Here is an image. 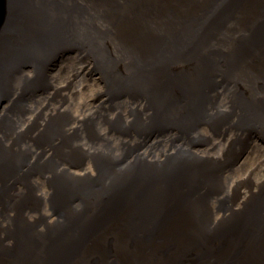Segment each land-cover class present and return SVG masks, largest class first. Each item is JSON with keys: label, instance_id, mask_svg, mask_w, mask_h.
<instances>
[{"label": "bare ground", "instance_id": "obj_1", "mask_svg": "<svg viewBox=\"0 0 264 264\" xmlns=\"http://www.w3.org/2000/svg\"><path fill=\"white\" fill-rule=\"evenodd\" d=\"M200 2H203L201 6L205 8L191 7ZM210 2L208 0H6L5 20L0 30L2 97L6 95L4 89L7 88L3 84L7 77L19 73L23 80L29 83L30 77L27 73L32 72L33 77L34 73L38 74L34 79L42 78L45 70L48 69L46 65L52 61L51 58L59 55L72 58L73 73L67 80L62 81L63 83L59 81L53 85L51 95L44 96L49 102H46L48 106L44 109L45 112L33 113L27 126L22 129L21 125L17 127L19 129L14 128V136L12 130L4 129L7 130L3 132L5 142L8 141L7 143L0 141V172L3 173L0 178V192L6 191L7 187L3 185L2 180L8 181L9 175L15 176V185L18 181L22 183L24 175L22 173L20 177L21 172L25 173L26 169L35 170L32 166L34 162L44 166L46 159H54L55 156L56 162L47 169L51 174L48 179H51L53 185L45 186L46 193L43 198L54 199L63 204L62 197L68 193L62 189L54 191L57 175L79 177L77 180L80 184H85L87 181L85 177L95 173L96 176L105 175L107 178L103 176L105 179L103 182L106 183H103V186L101 179L98 180L97 188L95 187L97 192L94 190L90 195L93 199L89 202L92 208L90 215L77 213L73 209L66 212L50 208L44 212L46 218H43L41 213L40 220L43 224H40L38 219L27 212L24 213L20 207H9L17 214L13 215L8 213L7 205L0 206L6 212L4 216L2 212L0 215V224L4 223L0 235L6 236L5 240L0 238L3 243L0 248L8 249L5 254L0 250V264H163L160 258L153 259L155 253L149 254L151 249L156 248L161 249L162 255L168 262L166 264H177L180 259H186V263H189L192 258H195L193 262L206 264H244L243 261L247 264L264 263V216L260 218L262 211L257 207L258 205L264 210L263 194L257 193L255 202L251 201L245 206L249 210L248 213L233 216L234 208H230L231 216L227 217L225 211L221 212L216 208L219 207L216 204L197 203L195 207L190 198L185 196V192L188 191L182 185L176 195L177 201H169L166 196L167 203L155 201L153 203L158 204H149L155 210L164 209L165 204V209L156 212L154 218H150L143 225L136 223L132 226L128 219L123 218L126 215L123 210L135 205L131 200L136 196L138 198L145 196V202L154 199L150 191L145 189L144 183L140 182L143 179L151 178L152 175L154 179L157 176L156 190L161 195L163 191L169 193L170 190L179 187L181 181L186 185L198 187L200 183L193 176V173L199 170L198 166L213 165L223 168L224 171L226 169L224 164H228L230 155L234 153L237 156L244 150V144L252 142L249 134L245 132L248 126L261 128L260 132L264 135V95L257 92L255 95H249L244 91V87L250 84L249 79L256 88L264 89V0H211ZM136 14L140 16L137 17ZM244 14L245 17H240ZM205 17L212 20L213 27L209 21L199 22ZM233 17L242 19L240 25L247 28L238 30L236 23L231 22L230 18ZM0 18H3L1 0ZM221 27L224 28L225 33L217 37L216 29ZM206 34L205 46L209 45L208 49L203 50L200 47V50H197L198 46L193 45L192 42L184 46L183 41L192 39L193 35ZM224 35L239 40L242 49L232 46ZM189 49L197 50L194 57L198 54L202 57L187 59ZM21 56L25 57L24 60L15 63L14 61ZM90 61L95 62L90 67L91 73L94 72L92 80L83 75L87 77L91 74L84 73L88 68L85 63ZM185 61L189 66L183 65ZM212 62L223 65L213 69L207 66ZM200 66L204 71H199L200 75L193 72L188 78L198 81L199 75L202 85L216 82L215 95L210 93V89L207 91L208 87L199 88L187 84L183 86L182 81L178 80L184 78V69L198 71ZM97 77L105 86L103 96L100 97L98 91L95 92V97L90 93L84 95L83 91H80L82 96V100L78 103L81 104L80 115L71 118L73 115L69 114L70 111H61L60 107L66 104L65 100L68 97L65 93L69 91L73 79L81 78L83 83L80 81L79 85L80 87L83 85L85 90L90 84L96 87ZM119 88L127 91L124 89L120 91ZM205 94L213 96L210 100V108L203 107L204 99L207 97ZM99 98L106 102V110H112L115 116L109 124L105 121L109 127L105 129L100 141L84 136L83 131L80 130L81 127H93L89 122L95 119L97 121L96 117L92 119L89 116L87 118L81 116L85 109H92V104L93 106L97 104ZM70 99L75 101L73 98ZM188 100L191 101L192 106ZM128 114L133 116L132 120H136L126 122L129 119ZM139 114L148 116L142 124H136L140 120ZM198 114L216 122H219L218 119L237 120V128L229 126L225 132L229 137L224 134L223 137L218 138V141L216 140L217 143L225 142L228 147L225 154L222 147L221 153L225 158L219 160L214 156L213 153L217 150L214 148L217 145L213 143L214 139L208 127L195 126L192 138L185 136L184 133L188 131L181 133V136L175 134L181 131L182 124L190 130L192 127L190 124L198 118ZM77 121H79L78 125L75 126ZM173 122L178 126L171 129L170 125ZM135 124L140 126L136 127ZM123 128L134 132L132 140L128 132L123 133ZM29 129L34 132L33 134L41 135L43 138L53 137L48 144L34 147L35 143H31L23 149L24 146L20 147L18 139L22 137L24 140L26 135L15 137V133L20 131L19 134H22L24 130ZM173 131L176 132L171 134ZM10 136H13L12 139H8ZM103 141L111 145H106ZM54 142L69 145L68 153L57 149ZM99 142L110 150L119 149L128 152L134 149V153L122 157L123 162L117 167L119 169L113 172L107 167L90 166L87 162L76 164L69 156L65 157L66 154H80L86 159L88 155L93 157L99 155L98 158L93 159L95 164L110 160L104 152L97 149L96 145ZM253 142L247 150L252 153L257 151L264 156V149ZM11 143L18 149L13 148ZM163 144L166 148L161 149V152L155 149ZM128 146L131 148L128 149ZM193 147L205 152V155L201 156L197 151L194 153ZM26 157L32 159L31 165ZM58 158L62 160L59 161ZM125 162L130 168L124 167ZM90 169L92 174L88 172ZM260 173L264 176V170ZM44 174L47 175V171L43 172ZM33 183L39 184L40 181L35 179ZM34 184H32L33 188H35ZM236 189L239 191V188H235L233 194L236 197L240 195L242 199L243 192L239 191L238 194ZM260 189L264 192V184ZM195 198L196 195L194 200ZM123 200L126 202L122 203ZM144 201L141 199L139 204L145 203ZM175 205L179 206L178 209ZM181 207H191L195 215L187 213V209L181 211L179 209ZM197 209L203 212L205 218L207 217V222ZM187 216L195 220L189 221ZM125 217L128 218L127 215ZM231 217L235 219L231 220L233 227H230L240 228L246 238L245 241L240 237L234 240L227 239L228 233L224 232L223 225L225 220ZM221 219L222 224L219 222ZM47 220L56 221V226L46 229ZM80 223L86 227V234L82 235L86 238L84 241L81 240V234L73 232L75 229L82 231ZM188 224L195 226L191 228L196 230L198 235L181 229ZM119 227H131L135 232L133 234L129 232L130 235L128 233L127 236L124 233L122 240L113 232L109 235L99 233L104 228ZM251 228L260 229V232L253 234ZM209 235L213 236L210 239L214 241L213 243L221 245L220 248L217 249L216 245L200 244L198 236H203L205 239ZM108 239L113 241V244L116 239V245H113L115 252L113 251L112 257L104 260L108 254L105 255L107 247H103ZM75 242L86 244L91 249L83 250V245L76 249ZM123 242L127 249L129 244L136 252L117 255ZM59 250H65L62 259ZM17 254L19 256H16ZM100 254L105 256L102 255L104 257L101 258ZM238 260L243 261L235 263Z\"/></svg>", "mask_w": 264, "mask_h": 264}, {"label": "rangeland", "instance_id": "obj_2", "mask_svg": "<svg viewBox=\"0 0 264 264\" xmlns=\"http://www.w3.org/2000/svg\"><path fill=\"white\" fill-rule=\"evenodd\" d=\"M210 1L211 0H208L209 3H211ZM202 3L203 2L196 3L195 5L192 3L193 5L191 7H194V8L199 7V8L203 9L205 7L201 6ZM244 11H246V10H244ZM138 15L140 16V14H136L137 17H138ZM245 16H246V14H244V16H240V17H245ZM230 19H231V22H233V24L236 23V25L238 26V27L236 26V28L238 30H240V28L241 29L247 28V26H241L240 25L243 22L242 19L235 18V17L230 18ZM205 21H209L211 23V24L210 23L209 24L212 25V27L214 26L212 20L208 17H205L204 19H200L199 22L202 23ZM229 26H231V24ZM216 31H218L217 37H220V34L223 35L225 33V30L223 27L216 29ZM206 36H207V34L205 36L193 35L192 39L190 38V39H186V41L185 40L183 41L184 46L187 43L192 42L193 45L198 46L197 50H200L199 49L200 47L203 50H206L209 47V45L205 46ZM224 37H226V39L230 40V44L232 46H236V48L242 49L241 42H239V40H237L236 38H233V37H228L227 35H224ZM197 50L194 51L192 49H189V54L187 53V56H188L187 59H193V58L200 59L202 57L201 54H198L197 57H194ZM24 58L25 57L21 56L19 59H17L14 62L17 64L21 63L24 60ZM51 60L52 61H50L46 65V66H48V69L45 70L42 78L34 79V78H36V76L38 74L34 73V77H33L32 72H28V71H26V73L28 72L27 74L30 77L29 83L24 81L22 75H20L19 73L12 74L9 77H7V79L3 85L9 91H7V89H4L6 91V95L4 97H2V93H0V141L5 142V136H4L3 132L7 131V130H4V129L12 130V134L14 136V130H15L14 128L19 129V128H17L19 125H21V129L24 128L25 126H27V124L29 123V120L32 119V115H34L33 113L45 112L44 109L48 106V104L46 103V102H48V98H44V96L51 95V90L53 89V85H55L59 81H61V83H63L62 81L67 80L68 76L72 75L73 65H71V64L73 63V60H72V58H70V56L59 55L57 57L51 58ZM190 62L193 64V62L191 60H190ZM93 63H95V62L90 61L89 63L88 62L85 63L88 68L84 71V73H88V72L91 73L90 67H92L91 65H93ZM224 63H228V62H224ZM183 65L189 66L187 61H185L183 63ZM221 65H223V63L212 62V63L207 64V66L212 67L213 69H215V67L218 68ZM198 69H199L198 71H192L191 69L186 71L184 69V72H183L184 78L181 77L178 80L182 81L183 86H184V84H187V86L194 85V86L199 87V88L200 87H208L207 91L210 89V93L212 92L215 95L216 82H212L209 85L200 84L201 77H199V75L201 74L203 68L201 69V66H200V68H198ZM199 71H201V72L198 73ZM193 72H196L199 74L198 75V81L189 79L190 78L189 75L192 74ZM92 74H94V72H92L91 74H88L87 77L85 76V74H83V75L85 78L92 80V78H93ZM186 78H187V80H186ZM202 78L204 79L203 76H202ZM80 79H75V80L73 79L74 82H72V85H71L69 91H67L65 93V94H68L69 98L67 97V100H65L66 104H64L62 107H60L61 111H64V112L70 111L69 114L73 115L71 118H73L76 115H80V113H81L80 108H79V105H81V104L78 105L80 100H82L81 99L82 96L80 95V91H83L84 95L90 93L94 97L96 95L95 94L96 91H98L100 93V97L103 96V94H104L103 92L105 91L104 83L99 79V77H97L96 87L94 86V84L93 85L90 84V86L88 88H86L85 90L83 88V85L81 87L79 85V84H81L80 81H82ZM188 80H189V82H188ZM250 80L251 79H249V81H248V83H250V84L244 87V91L249 95H255L256 92H257V94L262 93V95H264V89L256 88L254 86V84L250 82ZM195 81H197L198 83ZM82 83H83V81H82ZM124 88H119V89H120V91H122V89H124ZM124 91H127V90L124 89ZM71 95H72V97H71ZM79 95H80V97H79ZM205 96H207V94H205ZM212 97H213L212 95L208 94L206 99H204L205 100V102H203L204 108L209 107L210 100L212 99ZM70 98H73L75 101H73ZM97 101H98V103L95 104L94 106L92 104L93 110L92 109H85L84 112L82 113V116H81V118H87V116H89V118H92V119H93V117H96L97 121L95 119V121L89 122V125L92 124L93 127H88V126L87 127H81L80 130L83 131L82 134L84 136L86 135V136L95 138L98 141H100L102 136L105 134V129L107 127H109V125H108L109 122H111V120H113L115 118V116H114L112 110H106L107 109L106 102L101 101L100 98ZM183 101H185V99ZM188 102L192 106L191 101L188 100ZM52 106H54V105H52ZM214 107L215 106L213 105V108ZM69 114H67L68 117H69ZM136 114H137V112L135 113L134 117H136ZM263 114H264V112H263ZM101 115H103L104 118ZM128 115H129L128 116L129 119H127L126 122H128V121L134 122L136 120V119L135 120L131 119L133 117L131 114H128ZM139 115H140V120L136 124H142V122L146 121L148 118V116H142V114H139ZM17 119H19V120H17ZM218 120H219V122H216V121L211 120L207 116L198 114V118H195V120L190 124V126L192 125L190 130H189V127L187 128L185 124H182V128H181V131H179V133H177L176 131H173L171 134L176 132L175 134H177V136H181V133L183 134L185 131H188V132L184 133L185 136L192 138L194 136L193 133H194V127L195 126L202 125L203 128L208 127V129L210 130V134L212 136V139H214L213 143L217 145V147L214 148L215 150L216 149L217 150L213 154L219 160H221V159L225 158L224 156H222V154L227 153L228 147L225 145V142L222 143V141L218 142V143H220V144H218L217 143V141L219 140L218 138L223 137L224 134L226 137H229V134L225 133V132L229 126L236 129L237 128V124H236L237 120H231V121H226V120H221V119H218ZM82 121L85 122L86 120H82ZM105 121L106 122L108 121V124H106ZM78 122L79 121H77L75 126L78 125ZM136 124H135L136 127L140 126V125H136ZM176 126H178V124L173 122L170 125V128L174 129V128H176ZM260 130H261V128H259V127L248 126L245 132L249 134V139L252 140V142L255 141L258 145L261 146V149H264V135H262ZM127 132L130 134V139H131V137L133 138L132 135H134V132L130 129L128 130V129L123 128V133H127ZM19 133H20V131L16 132L15 137L16 136L19 137L20 135L21 136L26 135V138L24 140H22V137L18 139L19 143H20V147L24 146V147H22L23 149L28 144H31V143H35L34 147H39V146H41V144H48L49 140L53 137V136H51V137L44 136L45 138H43L41 135L33 134L34 132H32L31 129H29L28 131L24 130L22 132V134H19ZM1 134H3V135H1ZM231 134H232V131H231ZM13 136H10L8 139H12ZM7 141L5 143H7ZM201 142H207V141L201 140ZM252 142H248L247 145L244 144V146H243L244 150L239 152V154L237 156H235L234 153H232L230 155L228 164H224L226 166V169L224 171H223V168H219V167H216L213 165L198 166L199 170L197 172L193 173V176H195L197 178V181L200 183V185L198 187H196V186L194 187V185H186V184H184L185 182L183 183V181H181L182 183L180 182L179 187L170 190L169 193L166 191H163V194L161 195L156 190L157 183L155 182V179L157 180V176L154 179H153L154 175H152L151 178L143 179L140 182L144 183L145 189L150 191V193L154 196V199L147 200L145 202L144 201L145 196L143 198L142 197L138 198V196H136L133 200H131V202H134L135 205L133 207H131L130 209L125 208L123 210L125 212V214L128 216V218L125 217L126 215L123 218L128 219L129 220L128 222H131L132 226L136 223L143 225L150 218L151 219L154 218V215L156 214V212H159V211H162L165 209V204H164V209H161V210L160 209L155 210L152 208V205H149V204H153V205L158 204V203H153L155 201H161L163 203H167V201L165 200L166 196L168 197L169 201H177L176 195H177L178 191L180 190V187H182V185L184 187H186V190L188 191L187 193L185 192V196L190 198L191 202L194 205L197 203L202 204V205L207 204V203H208V205L209 204H216V206L219 205V207H216V208H218L219 211H221V212L225 211L227 217L231 216L230 215L231 214L230 208H234L235 212L232 213L233 216L248 213L249 210L245 206H247V204H249V202H251V201L255 202L254 198H255V195L257 193H259V195L260 194L264 195V192L261 191V189H260L261 185L264 184V176H262L263 173H262V175L260 173V171L264 170V156L259 154L257 151L252 153V152L247 150ZM255 142H253V143H255ZM166 143L167 142H165V144ZM54 144H55L57 149L64 150V151H66L65 153H68L67 147L69 145L60 144L58 142H54ZM105 144L111 145L110 143H107V142ZM11 146H13V148L15 147L16 149H18V147H16L13 143H11ZM96 146H97V149L99 151L104 152L107 155V159H110V160H105L104 162H96V164H95L93 159L98 158L99 155H96L95 157H93L92 155H88V158H86V159H83L80 154H77V155L66 154L65 157L69 156V158L72 159V161L75 162L76 164L87 162L88 165H90V166H97L100 168L107 167V168L111 169L113 172L116 169H119L117 167H118V164L120 162L121 163L123 162V159H121L122 157L124 158L125 156H128V155L134 153L133 152L134 149L129 150L128 152L127 151L124 152V151H121L119 149H118V151H114L113 149L110 150L109 148H107L106 146H104L100 142ZM222 147L224 148L223 153H221V151L223 149ZM130 148H131V146H128V149H130ZM163 148H166V146L164 144L160 148L157 147L155 149H158V151L161 152L162 151L161 149H163ZM11 150H13V149H11ZM153 151L158 152L154 149H153ZM192 151L194 153H196V151H197V153H199V155H201V156H202V154L205 153V152H202L200 150H197V148H195V147L192 148ZM203 151H206V150H203ZM82 153H84V152H82ZM213 154H211V155H213ZM26 158H28L30 165H31L32 159L29 157H26ZM58 160L61 161L62 158H58ZM22 161H24V158H22ZM54 162H56V156L54 159L53 158L50 160L46 159L44 166L37 165L34 162L32 164V166L35 170L29 171L26 169L25 173L21 172L20 177L22 176V173H23L24 177H22V183L20 181H18L17 185L14 184L15 176L13 177L12 174L9 175L8 181L1 179L3 181V185H6L7 189L5 192H0V206L7 205L8 209L10 206L12 208H16V207L19 208L20 207L22 209V211L24 210L23 211L24 213L27 212V213L31 214L33 216V218H36V220L38 219V223H40V224H43V221H41L40 219H42V217L46 218V215L44 212H47V210L50 208H57L60 210H65L66 212L68 210L73 209L77 213H87L90 215L92 208L89 206V202L91 200H93V199H91L90 195L94 193V190H96L95 187L97 188L96 185H97V182H99L98 180L101 179L102 186H103V183H105V182H103L105 180V179H103V176L104 177H106V176L105 175L96 176V173L93 175H88V177H85L87 179L86 183L80 184V183H78L79 180H77V179H79V177L74 176L75 177L74 178V177L69 176V175H57L55 177L56 182H54L56 184L54 191H59L62 189L65 191V193H68L64 197L61 196L62 198H64L63 199L64 202H63V204H60V202L55 201L54 199L50 200L49 198H43V197H45V193H46L44 191L45 186L50 187L51 185H53V183H51V179H48L51 177V174L48 172L47 169H49L50 166L54 164ZM127 166H128L127 163L124 164L125 168ZM128 168H130V167L128 166ZM45 171H47V175L46 174L43 175V172L45 173ZM254 171L256 172L257 175L254 174ZM88 172H91V174H92L91 169ZM2 175H3V173L0 172V178L2 177ZM35 179H38L40 181V183L34 184L33 181ZM82 179H84V178H82ZM239 181H242V182H239ZM32 184H34L35 188L32 187ZM160 186H161V183H160ZM235 188H239V191L243 192L242 199H241L240 195L236 197L233 194V190ZM239 191L237 190L238 194H239ZM96 192H97V190H96ZM196 192H197V194H195ZM251 193H253L254 195H250ZM43 194H44V196H43ZM194 195H196L195 200H194ZM231 198H235V199H231ZM141 199H143V201L145 203L139 204V201ZM236 199H237V201H236ZM123 202H126V201L123 200L122 203ZM86 203L88 204L87 206H86ZM177 205H175V208L178 209L179 206H177ZM195 207H196V205H195ZM257 207H259L262 211V212H260V214H261L260 218H262V216H264V210L258 205H257ZM179 209L181 211H186V209H187L188 210L187 213H189L191 215H195V211H193L191 207H186V208L181 207ZM7 211H8V213H13L15 210L9 209ZM1 212H2V216H4L6 214V212L3 211V209H1V207H0V215H1ZM198 212L200 213V215L203 216V218L207 222V220H206L207 217L206 218L204 217L203 212L201 213L199 210H198ZM41 213H42V217H41ZM13 215H17V214L13 213ZM13 215H12V217H15ZM187 218L189 221L195 220L190 216H187ZM233 219H235V218H233V217L227 218L224 222V225H223L224 232L228 233L227 239L228 240H234L235 238L240 237L242 240L245 241L246 238L243 234V231H240V228H238V229H232L231 228V227H233V221H231ZM50 222L48 221V225H46V229L47 228L51 229V227L56 226V221L50 220ZM219 222H221L220 224H222L223 220L221 219ZM85 224L88 225L87 222H85ZM199 224H200V222H199ZM79 226L81 227L82 231L79 229H75L73 232L76 234H81L80 236L86 234L85 225L83 223H80ZM88 227H90V226H88ZM191 227H195V226L192 224H188L187 226L181 227V229L184 231H188L190 234H193L194 232H195V234H197L196 230H194ZM3 229H4V223L0 224V231ZM94 231H96V230H94ZM96 232H98V231H96ZM112 232L114 233L115 236H120V238L122 240V235H124V233H126L125 236H127L129 232L130 233L132 232L131 234H133V232H135V229L132 230L131 227H129V228L119 227V228H115V229L114 228H104L99 233L101 235H103V233H104V235H109ZM251 232L253 234H255L257 232H260V229L251 228ZM130 233H129V235H130ZM5 237H6L5 235H0V238H3V240H5ZM27 237H29V236H27ZM198 237L201 241V243H200L201 245H204V243L209 244V245H216L215 243H213L214 242L213 240H210L211 238H213L212 235H209L205 239L203 236H198ZM84 239H86V238L84 236H82L81 240L84 241ZM1 242L2 241L0 239V245L3 244ZM210 242H212V244H210ZM81 245H83V248H82L83 250L88 249V248L91 249L90 247H87L86 244L79 243V242L74 243V247L76 249L80 248ZM113 245H116V239H115L114 244H113V241H110L108 239L106 245L103 247V248L107 247L105 249L106 250L105 255L108 254L104 258V260H106L107 257L113 256V254L115 252V250H114L115 248ZM216 246H217V249L221 247V245H216ZM258 246L260 248V245H258ZM197 247H196V250H198ZM128 248L129 249L126 248V246L123 242L119 248V252H117L116 254L122 255V254H129L131 252H133V253L136 252L135 250L131 249V245H129V244H128ZM0 250L5 254L8 249L0 248ZM190 250H192V249H190ZM58 252L61 254V259H62L64 254H65V250H59ZM228 252H231V251H228ZM152 253H155V254H153V259H159L160 258L161 260H163V264L168 263L166 261V258L162 255L163 253L161 252L160 248H156L155 250L151 249V252L149 254H152ZM102 255H104V254H102ZM102 255L100 256L101 258L105 256V255L104 256H102ZM16 256H19V255L17 254ZM100 257L98 258L99 260H100ZM75 259H77V258H75ZM185 260L186 259H180L177 261V264H206V263L193 262L192 260H195V258H192V260L189 263H186ZM210 261H211V259H210ZM241 261H243V260H240V261L238 260L235 263H239ZM220 263H222V261ZM243 263L247 264L245 261H243ZM254 264H256V263H254ZM259 264H261V263H259ZM262 264H264V263H262Z\"/></svg>", "mask_w": 264, "mask_h": 264}, {"label": "water", "instance_id": "obj_3", "mask_svg": "<svg viewBox=\"0 0 264 264\" xmlns=\"http://www.w3.org/2000/svg\"><path fill=\"white\" fill-rule=\"evenodd\" d=\"M2 1V4H3V18H0V30H1V27H2V25H3V23H4V20H5V18H4V15H5V7H6V0H1Z\"/></svg>", "mask_w": 264, "mask_h": 264}]
</instances>
